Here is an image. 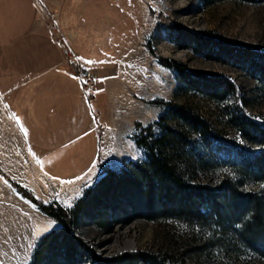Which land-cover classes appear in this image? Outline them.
Masks as SVG:
<instances>
[{
    "label": "rangeland",
    "instance_id": "1",
    "mask_svg": "<svg viewBox=\"0 0 264 264\" xmlns=\"http://www.w3.org/2000/svg\"><path fill=\"white\" fill-rule=\"evenodd\" d=\"M95 1L96 14L93 9ZM95 1L84 0L86 10L75 13V28L83 41L74 45L81 52L83 60L79 61L80 64L97 70V76L90 71L93 81L95 76L114 75L116 78L109 81L108 96L98 89L101 88L100 81L94 85L96 87H88L87 93L93 97L92 108L101 112V118H97L102 145L100 161L94 165L91 176L81 184L80 191H70L71 197L56 202L64 209H68L82 190L97 178L101 167L117 169L127 159H143L142 152L130 140L133 123L139 122L142 126L154 124L161 113L159 101L187 107L206 120L214 131L241 142L228 127L221 104L191 93H174L172 73L156 63L147 51V41L154 55L172 59L191 70L217 72L228 77L245 99L244 111L257 120H264V98L253 89L250 80L231 67L195 56L167 39L169 33L176 32L175 29L186 28L212 31L226 39L264 48V0L258 4L237 0L210 4L203 3V0ZM231 102L232 99L226 104L231 105ZM9 132L10 139L14 141L12 128ZM191 176L196 183H213L232 175L228 169L217 167L206 172H193ZM259 188V185L249 183L242 190L254 192ZM17 196L23 199L19 194ZM9 198L2 190L0 264H27L35 241L56 228L57 224L25 199L33 213L20 205L18 212L11 210L3 201ZM106 216L109 218L108 232L87 220L81 221L76 228L82 242L99 257L148 251L166 252L176 264H264V256L237 244L229 233L219 234L217 229L216 233L214 230L203 232L173 220L151 222L135 219L116 223L112 211H106ZM219 239L224 240L222 245L215 243ZM127 241H133V248L121 249ZM88 261L91 264L89 258Z\"/></svg>",
    "mask_w": 264,
    "mask_h": 264
},
{
    "label": "trees",
    "instance_id": "2",
    "mask_svg": "<svg viewBox=\"0 0 264 264\" xmlns=\"http://www.w3.org/2000/svg\"><path fill=\"white\" fill-rule=\"evenodd\" d=\"M216 1L222 0L203 3ZM237 1L258 4L263 0ZM175 30L167 39L176 47L237 70L264 98V48L226 39L212 31ZM145 46L156 63L172 73L174 93H191L221 104L228 127L241 142L214 131L187 107L159 101L161 113L154 124L133 123L130 140L143 159H127L117 169L101 167L97 178L68 209L56 202H43L0 172L17 194L57 224L38 237L27 264H90L88 258L91 264H176L166 252L97 256L82 242L76 228L87 220L108 232L106 211H112L116 223L173 220L203 232L229 233L237 244L264 256V120L244 111L245 99L225 75L191 70L154 55L148 41ZM231 99V105H227ZM217 167L228 169L232 176L213 183L192 180L193 172ZM249 183L260 188L254 192L242 190ZM223 241L215 243L222 245Z\"/></svg>",
    "mask_w": 264,
    "mask_h": 264
},
{
    "label": "crops",
    "instance_id": "3",
    "mask_svg": "<svg viewBox=\"0 0 264 264\" xmlns=\"http://www.w3.org/2000/svg\"><path fill=\"white\" fill-rule=\"evenodd\" d=\"M83 2L0 0V171L45 202L80 191L100 161L101 112L92 108L87 90L101 82L98 89L108 96L116 78H98L97 70L79 62L74 44L83 39L73 18L86 10ZM93 9L96 14V1ZM80 69L96 75L86 90ZM2 190L11 210L20 205L33 213L0 175V196Z\"/></svg>",
    "mask_w": 264,
    "mask_h": 264
},
{
    "label": "built area",
    "instance_id": "4",
    "mask_svg": "<svg viewBox=\"0 0 264 264\" xmlns=\"http://www.w3.org/2000/svg\"><path fill=\"white\" fill-rule=\"evenodd\" d=\"M78 78L81 81L84 90H86L87 86L93 81L92 73L84 69L79 70Z\"/></svg>",
    "mask_w": 264,
    "mask_h": 264
},
{
    "label": "bare ground",
    "instance_id": "5",
    "mask_svg": "<svg viewBox=\"0 0 264 264\" xmlns=\"http://www.w3.org/2000/svg\"><path fill=\"white\" fill-rule=\"evenodd\" d=\"M133 246H134L133 241H127L121 249H129V248H133Z\"/></svg>",
    "mask_w": 264,
    "mask_h": 264
}]
</instances>
